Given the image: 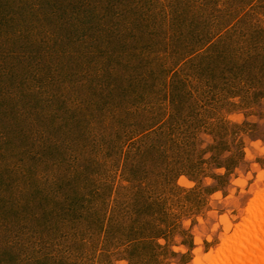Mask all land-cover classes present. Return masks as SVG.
Returning <instances> with one entry per match:
<instances>
[{
  "label": "rangeland",
  "instance_id": "374dc122",
  "mask_svg": "<svg viewBox=\"0 0 264 264\" xmlns=\"http://www.w3.org/2000/svg\"><path fill=\"white\" fill-rule=\"evenodd\" d=\"M258 193L264 0H0V264H210Z\"/></svg>",
  "mask_w": 264,
  "mask_h": 264
},
{
  "label": "bare ground",
  "instance_id": "6f19581e",
  "mask_svg": "<svg viewBox=\"0 0 264 264\" xmlns=\"http://www.w3.org/2000/svg\"><path fill=\"white\" fill-rule=\"evenodd\" d=\"M261 193L255 195L243 224L237 226L210 264H264V194Z\"/></svg>",
  "mask_w": 264,
  "mask_h": 264
}]
</instances>
